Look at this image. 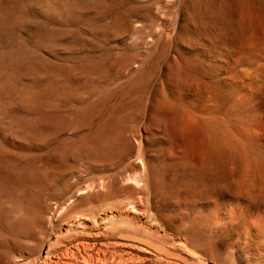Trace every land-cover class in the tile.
<instances>
[{"label":"rangeland","instance_id":"1","mask_svg":"<svg viewBox=\"0 0 264 264\" xmlns=\"http://www.w3.org/2000/svg\"><path fill=\"white\" fill-rule=\"evenodd\" d=\"M65 263L264 264V0H0V264Z\"/></svg>","mask_w":264,"mask_h":264},{"label":"bare ground","instance_id":"2","mask_svg":"<svg viewBox=\"0 0 264 264\" xmlns=\"http://www.w3.org/2000/svg\"><path fill=\"white\" fill-rule=\"evenodd\" d=\"M257 228H259V226L257 227ZM263 228V227H262ZM262 234V233H261ZM197 239V238H196ZM62 242V241H61ZM57 243H58V241H57ZM262 255V254H261ZM66 264V263H65Z\"/></svg>","mask_w":264,"mask_h":264}]
</instances>
